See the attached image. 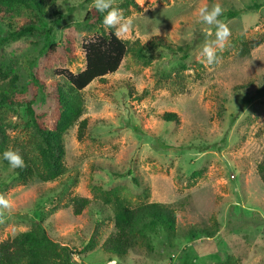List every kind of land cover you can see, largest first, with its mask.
I'll return each mask as SVG.
<instances>
[{
    "label": "rangeland",
    "instance_id": "374dc122",
    "mask_svg": "<svg viewBox=\"0 0 264 264\" xmlns=\"http://www.w3.org/2000/svg\"><path fill=\"white\" fill-rule=\"evenodd\" d=\"M128 1L114 4L134 20V30L121 39L145 45L165 41L175 51L160 47L143 58L129 54L116 74L81 93L86 135L78 140L76 124L64 136L66 171L57 180L12 177L13 169L0 159V194L13 203L0 223V243L43 221L48 233L72 250V264H109L116 257L102 246L114 233L119 198L132 208L165 204L177 216L175 236L150 233L119 264H184L191 259L194 264H264V184L258 170L264 160V44L249 57L239 56L243 42L264 35V0H135L138 8L129 5L127 10L123 4ZM215 3L224 9L220 19L231 36L222 51L217 49L220 63L206 68L197 57L207 26L194 13ZM92 5L60 0L46 9L44 18L28 11L12 24L15 30L20 20L39 17L40 28H49L61 17L55 52L42 54V43L21 38L0 53L6 56L3 69L10 65L16 70L21 85L31 82L33 74L45 83L44 92L29 88L16 96L36 97L37 118L52 130L58 116L54 84L66 83L56 72L85 69L82 44L96 35L86 29L87 21H93L87 20ZM241 9L245 13L228 16ZM8 29L0 23V36ZM165 113H176L180 123H167ZM27 122L25 108L0 107V142L2 131L29 140L31 131L23 127ZM75 197L102 204L75 216ZM246 220L257 225L226 235L229 221Z\"/></svg>",
    "mask_w": 264,
    "mask_h": 264
},
{
    "label": "trees",
    "instance_id": "16d2710c",
    "mask_svg": "<svg viewBox=\"0 0 264 264\" xmlns=\"http://www.w3.org/2000/svg\"><path fill=\"white\" fill-rule=\"evenodd\" d=\"M60 0H0V23H7L9 29L3 36H0V53L10 43L25 38L34 44L42 43V54L47 50L56 51L54 43L55 29L61 26V17L53 21L49 28H40L39 17L35 19L20 20L17 29L12 30V24L18 22V17H23L28 11L38 12L42 18L46 9L55 5ZM93 2V0H88ZM129 5L138 8L135 0L123 4L128 10ZM260 5H254L258 10ZM245 13L244 9L229 11V17L233 18L238 14ZM56 15L61 16L59 11ZM104 15L95 8L88 12L86 29L96 30L93 39L82 44L85 52L86 66L81 72L74 74L68 70L57 71L66 80V83H55V100L58 104V116L54 129L48 128L37 118L34 108L36 97L30 100H19L22 95L31 88L35 93L45 90V83L41 82L37 75L32 76L31 82L26 85L19 83L18 72L10 65L4 70L3 66L6 56L0 54V107L25 108L29 122L26 125L31 131L29 140H21L18 137H10L6 131H2L3 139L0 142V159L6 166L8 162L3 159V152L9 148L18 149L25 161L24 168L13 169L12 177L16 176L23 180H40L50 182L62 176L66 167L64 165L65 144L64 136L73 126L78 124V140L85 138L88 127V120L80 121L84 113V103L81 93L95 81L106 80L109 75L116 74L125 58L132 54L134 57H146L151 50L160 47L173 53L174 47L169 42L159 41L152 45L141 44L140 41L117 39L113 29L105 30L103 26ZM264 44V35L260 38L243 42L239 48L241 58L249 57L253 50ZM70 40L66 43V50L71 51ZM177 51L184 53L186 48L178 47ZM245 89V87H241ZM163 119L167 123H180L176 113H165ZM35 139V140H34ZM203 148L201 151H204ZM10 167V166H9ZM259 174L264 184V160L258 166ZM114 211V233L105 241L102 248L107 254L120 260H124L128 254L139 245L142 238L150 233L159 230L164 231L168 236L173 237L177 233V216L172 208L161 203H142L135 208L129 207L124 201L116 198ZM101 202L93 199L75 197L71 200V206L75 216L83 214L84 210ZM226 230L230 236L234 231L247 229L256 226L257 223L250 220L232 223ZM237 229V230H236ZM225 232V231H224ZM69 247L62 245L54 239L47 231L43 221L36 223L32 231L20 233L12 239L0 243V264H72L75 257ZM184 264H194L193 259L183 261Z\"/></svg>",
    "mask_w": 264,
    "mask_h": 264
},
{
    "label": "clouds",
    "instance_id": "9594fccd",
    "mask_svg": "<svg viewBox=\"0 0 264 264\" xmlns=\"http://www.w3.org/2000/svg\"><path fill=\"white\" fill-rule=\"evenodd\" d=\"M142 4L143 0H139ZM115 0H93V7L100 13L105 14L103 26L105 29H113L117 39L127 36L134 30V20L131 16L125 17L122 9L114 7ZM198 16V22L206 25L202 31L205 35V40L201 46L202 50L197 57L206 68L220 63V57L217 55V49L223 50L231 36V30L226 22L220 19L224 14V9L221 4L215 3L208 8L207 5L199 7L194 13ZM215 27V33L212 28ZM215 35L214 40L208 39ZM3 159L6 160L12 169L24 168L25 161L18 149L9 148L3 152ZM13 208V203L4 194H0V223L5 220L6 212H10ZM109 264H119L118 258H113Z\"/></svg>",
    "mask_w": 264,
    "mask_h": 264
}]
</instances>
